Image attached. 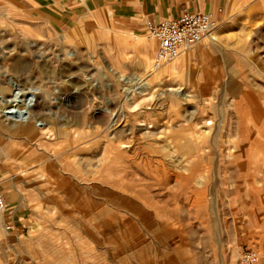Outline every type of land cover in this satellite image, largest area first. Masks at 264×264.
<instances>
[{"label": "rangeland", "instance_id": "rangeland-1", "mask_svg": "<svg viewBox=\"0 0 264 264\" xmlns=\"http://www.w3.org/2000/svg\"><path fill=\"white\" fill-rule=\"evenodd\" d=\"M215 33L152 70L106 13L60 30L0 0V94L37 88L47 122L0 137V264H264V0Z\"/></svg>", "mask_w": 264, "mask_h": 264}, {"label": "crops", "instance_id": "crops-1", "mask_svg": "<svg viewBox=\"0 0 264 264\" xmlns=\"http://www.w3.org/2000/svg\"><path fill=\"white\" fill-rule=\"evenodd\" d=\"M22 7L41 21L51 22L60 30L71 28L86 14L106 13L115 24L124 30L137 34H144L147 21L157 23L164 18H176L183 10L189 12H209L217 20L218 27L231 15L237 0H18ZM92 17H94L92 15ZM107 28V27H106ZM216 30V31H217ZM198 50V49H197ZM190 51L183 58L187 59L198 52ZM189 51V50H187ZM186 51V52H187ZM184 52L183 54H185ZM182 55V54H181ZM179 57V56H178ZM5 122L0 125V137H5L9 128H18L27 134H32L34 125L22 127ZM2 189V187H1ZM3 191V189H2ZM3 193L6 195L7 190ZM6 198V197H5ZM7 204V202H6ZM8 205V204H7ZM14 211V210H12ZM15 212V211H14ZM10 217L16 214L10 212ZM20 213V211H16Z\"/></svg>", "mask_w": 264, "mask_h": 264}, {"label": "built area", "instance_id": "built-area-1", "mask_svg": "<svg viewBox=\"0 0 264 264\" xmlns=\"http://www.w3.org/2000/svg\"><path fill=\"white\" fill-rule=\"evenodd\" d=\"M217 20L209 12H189L183 10L176 18H164L157 23L147 21L144 35L154 43V52L151 59L152 70L174 61L178 55L204 39L215 40ZM6 198L0 187V220L8 227L5 220ZM258 260V253L245 248L239 255L242 264H254Z\"/></svg>", "mask_w": 264, "mask_h": 264}, {"label": "bare ground", "instance_id": "bare-ground-1", "mask_svg": "<svg viewBox=\"0 0 264 264\" xmlns=\"http://www.w3.org/2000/svg\"><path fill=\"white\" fill-rule=\"evenodd\" d=\"M9 83L12 86L11 96L5 97L0 94V122H6V124L11 122L13 125L17 124L21 126H46L47 122L36 119V116L33 113V108H31L36 102L37 88L22 87L19 83L11 79ZM147 88V84H138L131 88L129 94L133 96L135 93H142ZM2 223L4 224L5 229L6 225L3 220H0V229L3 231L4 226Z\"/></svg>", "mask_w": 264, "mask_h": 264}]
</instances>
